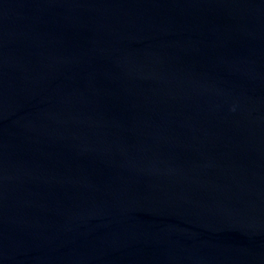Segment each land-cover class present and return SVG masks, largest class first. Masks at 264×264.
<instances>
[{"label": "water", "instance_id": "obj_1", "mask_svg": "<svg viewBox=\"0 0 264 264\" xmlns=\"http://www.w3.org/2000/svg\"><path fill=\"white\" fill-rule=\"evenodd\" d=\"M0 264H264V0H0Z\"/></svg>", "mask_w": 264, "mask_h": 264}]
</instances>
